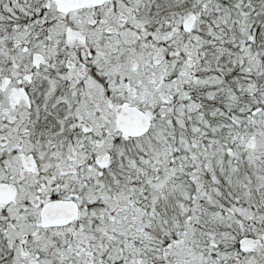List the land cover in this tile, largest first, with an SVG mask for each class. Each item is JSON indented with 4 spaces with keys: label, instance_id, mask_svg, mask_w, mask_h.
<instances>
[{
    "label": "snow or ice",
    "instance_id": "obj_1",
    "mask_svg": "<svg viewBox=\"0 0 264 264\" xmlns=\"http://www.w3.org/2000/svg\"><path fill=\"white\" fill-rule=\"evenodd\" d=\"M0 264H264V0H0Z\"/></svg>",
    "mask_w": 264,
    "mask_h": 264
}]
</instances>
